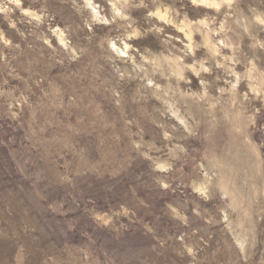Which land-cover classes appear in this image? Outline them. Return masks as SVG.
<instances>
[{
  "label": "rangeland",
  "instance_id": "obj_1",
  "mask_svg": "<svg viewBox=\"0 0 264 264\" xmlns=\"http://www.w3.org/2000/svg\"><path fill=\"white\" fill-rule=\"evenodd\" d=\"M0 264H264V0H0Z\"/></svg>",
  "mask_w": 264,
  "mask_h": 264
}]
</instances>
